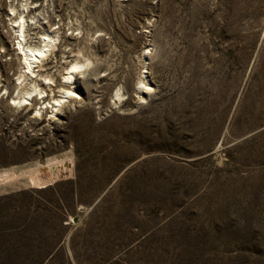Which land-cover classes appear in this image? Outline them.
<instances>
[{"label": "rangeland", "instance_id": "1", "mask_svg": "<svg viewBox=\"0 0 264 264\" xmlns=\"http://www.w3.org/2000/svg\"><path fill=\"white\" fill-rule=\"evenodd\" d=\"M0 264H264V0H0Z\"/></svg>", "mask_w": 264, "mask_h": 264}, {"label": "bare ground", "instance_id": "2", "mask_svg": "<svg viewBox=\"0 0 264 264\" xmlns=\"http://www.w3.org/2000/svg\"><path fill=\"white\" fill-rule=\"evenodd\" d=\"M13 22L15 23L17 22V24L13 26V28H16L17 29L16 31L18 32V35L16 36L18 39V43H17L18 47L16 48V50H18L20 61H22L21 63L25 66L24 67V69L26 70L25 73L34 75L35 73L34 69L38 67V64L42 62V59L46 57L47 53L50 50V47H52L50 44L51 41L53 40V37L50 36L44 37V41L45 42L47 41V43L44 45V48L30 47L26 45L24 20L21 22L14 20ZM83 68L84 65L78 62L73 63L70 66V69H68L69 71L66 73V77H64L65 79L64 82L74 87L76 82L75 75L78 72H81ZM142 91L143 93H146L144 89ZM44 93H45L44 91L37 90L36 88H34L32 90L25 91L20 97L12 98V102L19 106H29L32 104V100L34 97L40 96V98H43ZM72 97L77 98L78 94L71 89H66L64 90L62 97L52 99V102H47V103L43 102L36 112L39 115L41 114V110L47 107L54 109V111H58L59 108L67 101L66 99Z\"/></svg>", "mask_w": 264, "mask_h": 264}]
</instances>
